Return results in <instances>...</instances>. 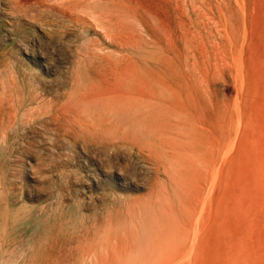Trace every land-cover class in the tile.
Masks as SVG:
<instances>
[{"label":"rangeland","instance_id":"obj_1","mask_svg":"<svg viewBox=\"0 0 264 264\" xmlns=\"http://www.w3.org/2000/svg\"><path fill=\"white\" fill-rule=\"evenodd\" d=\"M0 76V264H264V0H0Z\"/></svg>","mask_w":264,"mask_h":264},{"label":"bare ground","instance_id":"obj_2","mask_svg":"<svg viewBox=\"0 0 264 264\" xmlns=\"http://www.w3.org/2000/svg\"><path fill=\"white\" fill-rule=\"evenodd\" d=\"M92 16H90L91 18ZM96 18L92 17V20ZM94 21V20H93ZM96 23V22H95ZM98 25V24H97ZM101 30V29H100ZM110 91V90H109ZM106 92V90H105ZM113 92V91H112ZM110 93V92H109ZM100 95V94H99ZM121 95V94H120ZM71 98L74 96V94L70 95ZM98 96V95H97ZM90 97H94L90 96ZM90 98V100L92 99ZM95 99L97 98L99 100L98 97H94ZM71 105V104H70ZM68 106V105H66ZM80 107H82L86 113V117L85 119H90L93 122L98 120L101 116H109L110 115V110L106 107L100 106V104H98L95 101H84L83 103H81L79 105ZM73 107V106H72ZM79 108V107H78ZM80 109V108H79ZM18 111H22L21 115H20V120H19V126L22 127L23 129L25 128V126L30 125V127H33V124L35 123V118L40 116L41 113H43V108L39 103H36V99L31 98V97H27L24 94L20 93L16 82L13 78H4L2 76H0V127L3 125L4 121L8 118L11 117L12 113L15 114ZM81 111V110H80ZM79 113V112H78ZM113 113V111H112ZM81 114V113H80ZM79 114V115H80ZM78 115V116H79ZM82 115V114H81ZM122 115V114H121ZM76 118L77 115H76ZM82 120V119H80ZM81 122V121H80ZM100 122V121H99ZM43 123V122H42ZM43 125V124H42ZM18 129V128H17ZM27 131V130H26ZM112 129L109 130V133H111ZM125 131H131V133L133 134H137L138 130L135 127H129L127 129V127L125 128ZM103 132V130H102ZM124 132V131H123ZM125 133V132H124ZM112 134V133H111ZM127 134V133H126ZM26 144V143H24ZM23 144V145H24ZM28 144V143H27ZM34 146V144H33ZM8 147V140L5 139L3 136H0V149H5ZM34 148V147H33ZM32 149V148H31ZM10 150V149H9ZM37 154V153H36ZM10 155V154H9ZM1 163V162H0ZM2 175V174H1ZM179 178V177H178ZM1 179V178H0ZM3 183V182H2ZM7 192V191H6ZM153 193V192H152ZM174 212V211H173ZM172 212V213H173ZM46 214V213H45ZM155 214V213H154ZM146 215V214H145ZM177 216V215H176ZM150 217V220H155L156 218L153 217V213L152 216H148V218ZM153 217V219H152ZM156 217V215H155ZM158 217V216H157ZM160 217V216H159ZM144 219V218H143ZM165 219V218H164ZM163 219V221H165ZM149 220V222H150ZM157 221V220H156ZM158 222V221H157ZM170 222V221H169ZM169 222H167L169 224ZM159 224H161V221H159ZM163 224L166 225V222H164ZM149 225V224H148ZM147 227V226H146ZM159 227V226H158ZM167 228V227H166ZM148 229V227H147ZM150 229H153L152 227H150ZM162 230V228H160ZM159 230V229H158ZM166 230V229H165ZM65 233V232H64ZM153 233V232H152ZM156 233V232H155ZM164 232H161V235H163ZM148 233H146L147 235ZM153 236V235H152ZM149 237V236H147ZM136 239V238H135ZM149 239V238H148ZM156 239V238H155ZM154 239V240H155ZM148 241V240H147ZM159 242V240H157ZM144 242V241H143ZM150 242H152V240H150ZM132 243V242H131ZM142 243V241H141ZM145 243V242H144ZM143 243V244H144ZM148 243V242H147ZM141 245V244H140ZM156 245V244H155ZM144 246V245H143ZM148 246V244H147ZM135 250V249H134ZM144 249L142 248V251ZM149 250V248L147 249ZM154 250V249H153ZM152 250V251H153ZM21 252V251H20ZM147 252V251H146ZM144 253V252H143ZM149 253V252H148ZM137 255V254H136ZM144 257V256H143ZM143 260V259H142ZM138 261V260H137ZM12 261L11 259H7L5 262H3L2 264H11ZM133 263V262H132ZM139 264V263H138Z\"/></svg>","mask_w":264,"mask_h":264}]
</instances>
